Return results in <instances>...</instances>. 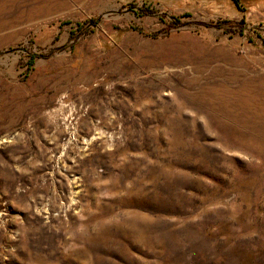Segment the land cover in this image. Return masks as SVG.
Returning <instances> with one entry per match:
<instances>
[{"label": "rangeland", "instance_id": "374dc122", "mask_svg": "<svg viewBox=\"0 0 264 264\" xmlns=\"http://www.w3.org/2000/svg\"><path fill=\"white\" fill-rule=\"evenodd\" d=\"M0 0V264H264V0Z\"/></svg>", "mask_w": 264, "mask_h": 264}, {"label": "trees", "instance_id": "16d2710c", "mask_svg": "<svg viewBox=\"0 0 264 264\" xmlns=\"http://www.w3.org/2000/svg\"><path fill=\"white\" fill-rule=\"evenodd\" d=\"M238 8H242L240 0H233Z\"/></svg>", "mask_w": 264, "mask_h": 264}]
</instances>
